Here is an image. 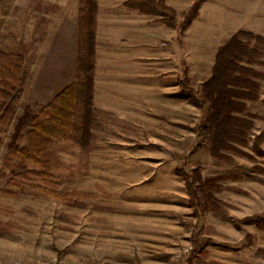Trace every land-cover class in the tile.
Instances as JSON below:
<instances>
[{"label":"rangeland","instance_id":"obj_1","mask_svg":"<svg viewBox=\"0 0 264 264\" xmlns=\"http://www.w3.org/2000/svg\"><path fill=\"white\" fill-rule=\"evenodd\" d=\"M173 1L178 7L165 3L182 22L194 0ZM23 3L14 38L19 41L26 31ZM147 14L167 25L163 15ZM195 19L187 29L178 28L174 44L178 104L174 98V105L156 106L149 98L147 106L130 111L95 106L92 143L83 148L52 140L46 169L25 163L35 173L17 170L11 148L27 144L28 126L18 133L19 118L29 110L30 119L40 109L21 99L14 120L0 132V264H172L188 246L189 264H264V77L258 78L259 98L245 101L242 114L253 123L247 143L236 144L239 152L214 157L200 131L208 110L182 92L181 83L188 76L197 97L202 95L218 49L235 27L221 20L219 32L209 31L203 20L193 25ZM248 20L239 18L236 27ZM151 55L148 67H155L150 61L157 55ZM246 65L264 74V56ZM151 76L148 84L156 83ZM197 169L209 196L199 207L183 174Z\"/></svg>","mask_w":264,"mask_h":264},{"label":"crops","instance_id":"obj_2","mask_svg":"<svg viewBox=\"0 0 264 264\" xmlns=\"http://www.w3.org/2000/svg\"><path fill=\"white\" fill-rule=\"evenodd\" d=\"M25 1L26 31L19 41L14 38ZM124 1L97 0L95 106L107 110L124 105L130 111L131 106H147L149 98L156 106L164 101L174 105V98L178 104L173 51L179 29L168 27L152 14L125 7ZM167 1L178 7L173 0ZM79 6L80 0H0V50L25 57L28 79L22 99L26 97L28 106L41 109L74 82ZM241 17L249 18L242 29L236 27ZM201 20L203 29L209 31L219 32L217 22L222 20L235 27L228 36L250 30L264 37V0H207L193 25ZM149 54L158 56L150 61L155 67H148ZM150 75L159 85L148 84Z\"/></svg>","mask_w":264,"mask_h":264},{"label":"trees","instance_id":"obj_3","mask_svg":"<svg viewBox=\"0 0 264 264\" xmlns=\"http://www.w3.org/2000/svg\"><path fill=\"white\" fill-rule=\"evenodd\" d=\"M205 1L194 0L185 11L182 22L177 21L175 9L168 6L165 0H126L124 5L142 13L161 14L165 17L162 19L164 23L185 30L199 16L200 6ZM97 11V0H80L74 82L57 94L38 114L29 119L27 110V115L19 118L18 133L26 125L28 130L27 144H13L11 147L20 162L17 170L35 173L25 166L27 162L46 169L49 165L48 152L54 139L69 140L73 145L83 148L92 143V127L97 118L94 105ZM263 44L264 37L252 31L240 30L233 34L218 49L211 76L204 82L200 97H197L188 76L182 80V92L208 110V119L200 126V131L209 137L211 154L216 158L226 157L225 151L239 152L236 144L247 143L246 138L253 123L242 113L246 100L259 98L258 78L264 77V74L246 64L259 63L264 56ZM27 74L22 54L0 51V132L16 116ZM183 174L191 201L198 207L205 206L209 196H204V180L199 170L193 174ZM253 221L258 222L257 219Z\"/></svg>","mask_w":264,"mask_h":264},{"label":"built area","instance_id":"obj_4","mask_svg":"<svg viewBox=\"0 0 264 264\" xmlns=\"http://www.w3.org/2000/svg\"><path fill=\"white\" fill-rule=\"evenodd\" d=\"M192 246H188L179 251L173 260L172 264H189L188 258L192 252ZM52 264H65L62 261L54 262Z\"/></svg>","mask_w":264,"mask_h":264}]
</instances>
